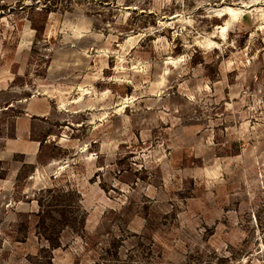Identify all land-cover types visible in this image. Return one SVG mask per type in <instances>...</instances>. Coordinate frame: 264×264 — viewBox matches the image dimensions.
Segmentation results:
<instances>
[{
  "label": "rangeland",
  "instance_id": "374dc122",
  "mask_svg": "<svg viewBox=\"0 0 264 264\" xmlns=\"http://www.w3.org/2000/svg\"><path fill=\"white\" fill-rule=\"evenodd\" d=\"M0 264H264V0H0Z\"/></svg>",
  "mask_w": 264,
  "mask_h": 264
},
{
  "label": "crops",
  "instance_id": "0c3cea01",
  "mask_svg": "<svg viewBox=\"0 0 264 264\" xmlns=\"http://www.w3.org/2000/svg\"><path fill=\"white\" fill-rule=\"evenodd\" d=\"M31 100H33V98L32 99L30 98V100L27 101L28 102V105H27V108H25V110H27V112H29V113L32 112V101Z\"/></svg>",
  "mask_w": 264,
  "mask_h": 264
},
{
  "label": "trees",
  "instance_id": "16d2710c",
  "mask_svg": "<svg viewBox=\"0 0 264 264\" xmlns=\"http://www.w3.org/2000/svg\"><path fill=\"white\" fill-rule=\"evenodd\" d=\"M46 4H48V3H46ZM44 8H48V5H46ZM51 11V10H50Z\"/></svg>",
  "mask_w": 264,
  "mask_h": 264
}]
</instances>
